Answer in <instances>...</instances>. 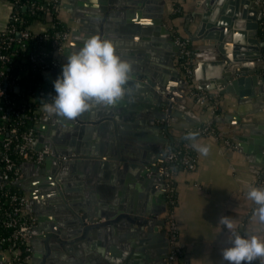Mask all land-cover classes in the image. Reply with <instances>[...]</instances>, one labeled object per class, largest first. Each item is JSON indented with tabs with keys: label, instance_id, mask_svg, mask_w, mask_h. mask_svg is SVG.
<instances>
[{
	"label": "water",
	"instance_id": "95a60500",
	"mask_svg": "<svg viewBox=\"0 0 264 264\" xmlns=\"http://www.w3.org/2000/svg\"><path fill=\"white\" fill-rule=\"evenodd\" d=\"M150 2L76 1L77 7L84 5L94 12L86 23L73 31L69 45L59 53L61 74L68 55L93 35L109 37L135 48L145 45L147 51L139 56L119 53L132 63L133 74L129 93L115 106H97L73 120L52 114L48 122L38 125L39 130L45 131L39 138L40 144L49 146L51 154L44 165H38L45 169V174L32 186L55 185L67 213L62 217L54 216L52 225L39 223L36 233L39 232L41 241L34 248L33 264L84 262L83 251L95 247L101 251L105 237L126 250L118 260L103 253L104 264H172L168 259L166 232L159 230L164 224L160 214L166 202L162 172L168 160V151L163 144L172 138L169 121L175 113L176 97L182 95L178 85L185 87V81L180 70H168L172 74L168 77L162 74L159 65L148 61L153 45L169 46L172 52L180 53V46L173 44L175 40L164 24L162 14L148 12ZM252 2L200 0L189 14L195 29L191 30L189 21L186 22L188 38L208 39L212 45L201 54L193 52L199 87L223 94L236 92L242 96L245 93L255 95V85L264 82L257 74L256 64V59L264 55V37L258 16L264 8L254 6ZM143 17H154V25L146 28L152 36L142 38L144 28L139 21ZM82 32L84 34L79 37ZM251 86L253 90H249ZM58 123L60 132L56 133ZM142 140L155 144L151 147L153 151L145 150ZM141 187L159 191L158 197L140 201L139 197H143L139 191ZM151 247L159 249L155 258L147 251ZM51 254L59 259L49 262ZM136 256L140 259H135ZM0 264H7L2 254Z\"/></svg>",
	"mask_w": 264,
	"mask_h": 264
},
{
	"label": "crops",
	"instance_id": "0c3cea01",
	"mask_svg": "<svg viewBox=\"0 0 264 264\" xmlns=\"http://www.w3.org/2000/svg\"><path fill=\"white\" fill-rule=\"evenodd\" d=\"M76 1L62 0L60 16L66 21L71 32L67 46L72 39L73 31L86 23L88 16L93 11L84 5L77 7ZM84 1L90 3L96 0ZM150 1L148 12L162 14L164 24L170 29L172 36L180 34L188 37L185 31L187 21H189L188 27L191 30L195 29L194 22L189 20V14L193 13L196 3L200 0ZM252 1L255 4L254 6L260 5V8H264V5L257 2L259 0ZM263 12V10H260L258 14L260 21L263 19ZM9 13V2L0 0V30L6 26ZM153 19L154 17H143L139 21L144 28V32L141 33L142 38L152 36L151 31L146 28L154 25ZM47 25L43 21H37L33 25V29L41 30ZM83 34L84 32L79 34V37ZM133 38L134 36L131 39ZM190 42L192 50L196 54H201L212 47L208 39H190ZM173 44H176V42ZM152 49L153 52L148 54V61L155 62L159 65L162 74L172 77L171 72H168V70H179L178 54L172 52L171 47L160 44L153 45ZM117 51L127 56H139L147 51V47L138 45V48H135L127 43H118ZM256 64L258 65L257 74L264 80L262 75L264 55L256 59ZM60 75V69H58L50 78H58ZM196 86L199 89L207 90L197 84ZM252 88L253 86L249 87V90H253ZM254 90L256 91L255 95L245 93L242 96L236 92L223 94L208 90L210 95L217 97L219 100V115L215 116L214 123L220 135L227 137L232 143L238 144L239 147L228 145L221 138L199 136L194 144L208 145L210 148L209 153L205 156L194 149L195 164L177 169V204L174 209V216L179 223V234L183 249V261L180 264H227L222 258V249L230 246V242L228 241V230L224 225L219 224L222 216L232 218L236 231H242V233L249 236L256 234L264 239V225L252 219L256 205L247 198L246 194L250 187H264V166L262 165L264 156V82L260 86L255 85ZM178 91L182 95L176 97L175 113L171 116L168 127L172 138L164 142L165 151H167L171 142L178 143L184 137L185 132L194 124L208 120L212 116L204 106L194 101L187 92L186 87L179 84ZM51 116L52 114H49L42 122H48ZM56 126V133H59L60 123ZM44 132L39 130V138ZM145 132L147 131L145 130ZM162 133L165 136L167 135L166 132ZM149 142L142 140L141 143L145 150L153 151L151 147H154L155 144ZM40 143L42 141L39 140L38 147L42 146ZM157 164H160V162L158 161ZM25 172L27 193L31 199L29 208L38 216L43 208H41V204L44 205L47 199L42 188L34 187L32 183L43 178L45 169L37 164L27 163L25 164ZM31 191L34 192V196H32ZM139 191L143 193V197H139L140 201H143L146 197L157 198L159 194L157 190H146L143 187ZM165 210L166 202L165 209L160 217L163 218ZM38 225L39 218L37 217V224L33 231L34 237L36 236L34 238L35 247H38L36 243H40V241L38 242L39 235H36ZM163 229V225H160L159 230ZM104 240L105 243L102 246L100 245V248L104 249L99 251L95 247L83 251L86 260L84 262L78 260L77 264H104L105 255L103 253L115 256V260L120 259L119 256L126 249L120 244L112 242L109 237H105ZM147 251H150L154 258L159 254V249L156 247H151ZM136 257L135 259H140L138 256ZM57 259L59 258H55V261Z\"/></svg>",
	"mask_w": 264,
	"mask_h": 264
},
{
	"label": "built area",
	"instance_id": "2783aa9c",
	"mask_svg": "<svg viewBox=\"0 0 264 264\" xmlns=\"http://www.w3.org/2000/svg\"><path fill=\"white\" fill-rule=\"evenodd\" d=\"M10 4V13L7 24L0 30V255L5 257L7 264H32L34 252V228L37 224V215L30 211L31 199L26 189L25 164H44L51 154L49 146H37L39 132L38 125L49 115L44 111V105L52 102L56 95L54 81L57 77H51L60 67L59 53L67 46L70 39V29L66 21L60 16L62 0H35L25 2L23 0H7ZM264 5V0L257 1ZM31 14L49 26L56 25L58 21L65 29L48 31L47 26L41 30H34L33 23H25L21 16V7H27ZM43 18V19H41ZM261 23V33L264 37V12ZM38 42L50 38L52 55L45 57L43 50L39 53H31L30 57H23L19 51L10 53V48L24 47L30 39ZM175 42L180 46L178 64L181 76L185 81V87L194 101L205 107L211 113V118L194 124L184 135L179 146L167 148V161L162 172L166 183V210L163 215L164 230L169 242V261L172 264L182 263V244L180 239L179 223L174 216L177 204L176 172L179 167L191 166L194 153V141L185 139L189 132H198L199 136L221 138L228 145L239 147L227 137L220 135L214 123L215 116L219 115V100L210 95L208 90L197 88L194 75L193 50L188 37L174 34ZM12 59V65L20 67L22 76L28 63L34 64V69L42 71L47 82L51 83L50 89L42 95L43 104L34 112L38 114L35 126H26L23 117L31 111L28 99L22 94L14 92V89H24L25 84L18 82L17 78L9 79L7 69L8 61ZM264 78V71H263ZM19 86V88H17ZM40 96H31L30 100H36ZM192 152V154H191ZM72 155L75 156L73 153ZM195 155V154H194ZM72 156V157H74ZM241 235H246L237 231ZM252 264H260L259 260Z\"/></svg>",
	"mask_w": 264,
	"mask_h": 264
},
{
	"label": "clouds",
	"instance_id": "9594fccd",
	"mask_svg": "<svg viewBox=\"0 0 264 264\" xmlns=\"http://www.w3.org/2000/svg\"><path fill=\"white\" fill-rule=\"evenodd\" d=\"M118 42L112 38L93 35L83 41L82 47L73 50L63 65L62 74L54 81L56 95L46 103L44 111L67 120L97 106H115L129 93L132 80V63L117 51ZM198 132H189L185 139L195 141ZM202 155L210 151L208 145L193 144ZM247 198L256 205L252 219L264 225V187H250ZM219 224L228 230L230 246L222 249L227 264H264V239L256 234L241 235L233 220L222 216Z\"/></svg>",
	"mask_w": 264,
	"mask_h": 264
},
{
	"label": "trees",
	"instance_id": "16d2710c",
	"mask_svg": "<svg viewBox=\"0 0 264 264\" xmlns=\"http://www.w3.org/2000/svg\"><path fill=\"white\" fill-rule=\"evenodd\" d=\"M25 2H32L35 0H23ZM21 16L23 17L25 23H33L37 21L39 18L36 17L34 14H31L29 12L28 6L27 7H21ZM43 19V18H41ZM44 20V19H43ZM48 31L51 33L54 32L55 30L58 29H65V26L60 24L58 21L56 22V25L54 26H47ZM50 38L44 39L41 41H37L35 38L30 39V41L24 46L20 48H10L8 51L10 53L19 51L20 55L23 57H30L31 53H39V51L43 50L44 55L46 58L50 57L52 55V50L50 48ZM9 67L7 69V72L9 74V79L16 77L18 82H20L22 85L25 84L24 89H14L15 93H18L20 96L25 97L28 99V105L32 108L29 113H26L23 117V122L26 126L37 124L38 121V113L34 112L37 109L41 107V105L44 103L42 100V95H45L50 89H53L51 86V83L47 82L46 76L42 73V71L38 69H34V64L32 65L31 63L26 64L24 72H22L21 77H17V74L20 73V67L12 65L14 64L12 59L8 61ZM40 96L36 100H30L31 96ZM36 127V126H35ZM36 131L39 132V129L36 128ZM184 138H182L178 143L171 142L170 145L171 147H176L179 146ZM192 154V152H191ZM195 152L193 153V161L192 165L195 164ZM242 232V231H240Z\"/></svg>",
	"mask_w": 264,
	"mask_h": 264
},
{
	"label": "flooded vegetation",
	"instance_id": "af4514ba",
	"mask_svg": "<svg viewBox=\"0 0 264 264\" xmlns=\"http://www.w3.org/2000/svg\"><path fill=\"white\" fill-rule=\"evenodd\" d=\"M41 188H42L44 195L46 192L51 193V194L45 195L47 202L44 204L45 206L41 209V212L38 213L37 217L39 218V220H40L39 223L41 225H52V221H53L54 216H57V215L61 216V217L66 216L67 209H66V207L63 206V199L58 195L59 194L58 188H56L55 185L46 184V185L42 186ZM38 233L39 232H37L36 235ZM39 241H41L40 238H38V242ZM36 245H37V243H36ZM34 248H35V244H34ZM59 252H61V251H59ZM55 258H57V256H53L51 254L48 258L49 262L55 261Z\"/></svg>",
	"mask_w": 264,
	"mask_h": 264
}]
</instances>
